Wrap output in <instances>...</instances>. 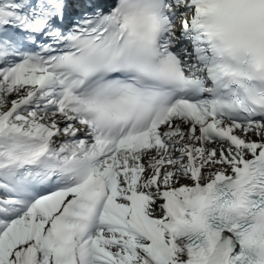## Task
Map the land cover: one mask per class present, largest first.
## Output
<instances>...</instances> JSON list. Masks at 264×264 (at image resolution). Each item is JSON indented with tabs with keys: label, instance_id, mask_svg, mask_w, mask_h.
Here are the masks:
<instances>
[{
	"label": "snow or ice",
	"instance_id": "6c2138e0",
	"mask_svg": "<svg viewBox=\"0 0 264 264\" xmlns=\"http://www.w3.org/2000/svg\"><path fill=\"white\" fill-rule=\"evenodd\" d=\"M0 264H264V0H0Z\"/></svg>",
	"mask_w": 264,
	"mask_h": 264
}]
</instances>
